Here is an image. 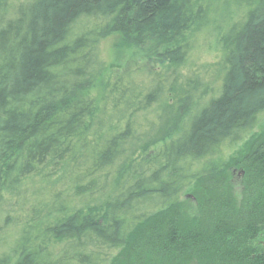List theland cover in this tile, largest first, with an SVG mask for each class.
<instances>
[{
  "label": "trees",
  "instance_id": "1",
  "mask_svg": "<svg viewBox=\"0 0 264 264\" xmlns=\"http://www.w3.org/2000/svg\"><path fill=\"white\" fill-rule=\"evenodd\" d=\"M263 115L264 0H0V264H264V142L239 204L225 154Z\"/></svg>",
  "mask_w": 264,
  "mask_h": 264
},
{
  "label": "rangeland",
  "instance_id": "2",
  "mask_svg": "<svg viewBox=\"0 0 264 264\" xmlns=\"http://www.w3.org/2000/svg\"><path fill=\"white\" fill-rule=\"evenodd\" d=\"M235 7L236 6L231 4L227 5L225 8L228 9L227 13H229L230 10L231 12L237 11ZM221 8L222 7H218V12ZM218 15L216 14V17ZM234 17L233 19H238L236 14ZM228 22H231V18L228 19ZM228 22L224 23L221 27L217 25L200 35L196 48L197 50L192 56L191 63L181 73L177 90L178 94L191 79H203L204 81L213 83L219 82L220 73L217 64L222 61L224 52L218 41L221 32H223L225 27L227 28ZM110 45L111 42L107 41L104 43L103 47V56L109 64L108 71L111 72L112 70L114 73L118 70L120 72L128 68L132 70L133 75L143 82L142 80L145 78V72H141L143 63L142 60H140V56L136 55L133 51H127L123 53L120 58H116L113 51H111ZM262 142H264V115L261 117L260 126L246 141L225 152L226 158L231 164L230 171L228 172V185L235 202L238 204L243 200L246 190L245 187L248 185L247 183L251 178L245 166L250 161L252 153ZM242 161H244L243 164ZM184 200V212L186 216L192 220L196 219L198 206L192 193L190 192L185 195ZM260 240L264 242V234L260 237Z\"/></svg>",
  "mask_w": 264,
  "mask_h": 264
}]
</instances>
